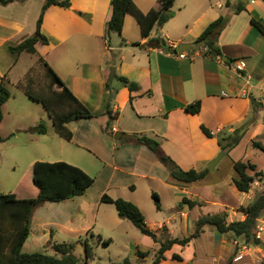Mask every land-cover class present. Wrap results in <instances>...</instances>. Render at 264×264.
<instances>
[{"label":"crops","instance_id":"1","mask_svg":"<svg viewBox=\"0 0 264 264\" xmlns=\"http://www.w3.org/2000/svg\"><path fill=\"white\" fill-rule=\"evenodd\" d=\"M240 1L245 9L238 12ZM111 3L112 0H71L70 7L51 5L45 13L42 31L49 43H37L38 54L58 72L74 95L98 114L97 118L68 124L73 132L69 142L77 148L70 149L64 160L89 174L94 168L99 171L84 195L64 202H47L36 210L30 235L42 233L44 243L50 245L80 243L83 236L88 238L92 224L77 222L82 214L92 215L111 228L110 233H99L100 242L111 239V244L117 236L124 241L129 258L152 264L160 243L143 234L130 220L121 218L114 204L102 202L103 194L136 203L149 227L161 230L165 226L170 237L183 238L193 233L196 221L204 214L224 213L229 222L244 220L246 214L240 207L264 191V179H257L249 192L239 191L233 182L234 163H255L245 150L250 146L258 149L253 146L254 141L264 145V36L258 30L254 32L251 24L252 17L264 23V2L176 0L171 19L163 26L155 25L148 37L142 36L140 25L131 14L125 16L121 33L107 32ZM135 3L147 13L158 8L160 0ZM43 4L44 0L0 4V82L6 77L9 87L15 84L21 89L18 84L39 62L38 55L27 52L14 57L8 46L34 34ZM221 16L226 18V24L217 44L223 54L208 55L194 41ZM158 37L164 38L169 47L175 44L177 49L180 44L191 43L193 48L187 51L199 50L201 54L180 58L161 52L167 48L151 44ZM238 60L246 62L244 70L235 68ZM14 71L20 73L16 83L11 78ZM118 76L137 82L140 89L131 91ZM11 94L3 111L13 99L12 90ZM198 100L201 110L196 114L189 112L187 105ZM107 109L116 114L111 120L105 113ZM45 116L52 121L47 109ZM203 125L213 132L212 137L203 132ZM30 127L19 130L27 132ZM240 128L244 130L240 142L226 153L218 135L226 136ZM30 135L32 141L43 136ZM142 136L156 139L164 154L185 170H204L222 152L224 156L213 170L208 168L204 178L185 183L175 179L147 145L135 141V137ZM115 170L124 171L127 178H115L109 172ZM153 193L160 197V208ZM184 199L199 203L191 206ZM36 219L41 230L34 228ZM258 225L264 227V212ZM138 251L149 255L141 259ZM239 251L244 256L236 260ZM175 254L180 259H175ZM159 264H264V230L260 244H247L243 237L223 234L215 226L206 225L190 243L174 244Z\"/></svg>","mask_w":264,"mask_h":264},{"label":"trees","instance_id":"2","mask_svg":"<svg viewBox=\"0 0 264 264\" xmlns=\"http://www.w3.org/2000/svg\"><path fill=\"white\" fill-rule=\"evenodd\" d=\"M14 1L25 0H0V4L7 5ZM175 2L176 0H160L158 8H153L145 13L139 9L135 0H112V13L107 22V32L115 31L121 33L125 16L131 14L137 19L142 36L148 37L155 25L163 26L171 19L173 16L171 9ZM51 5L67 8L71 6V0H44L34 34L18 44L9 45L8 51L14 57L23 52L38 55V59L44 66L47 74V88H32L33 83L30 72L27 73L25 80L20 82L18 86L31 99L43 103L52 118L56 132L67 141H70L73 138V132L68 127L69 123L94 119L98 117V114L80 101L50 63L38 54L36 44L39 42L43 44L49 43V38L42 31V24L45 13ZM244 9V3L240 1L238 12ZM225 24L226 18L223 16L212 21L201 35L195 39L194 45L200 48L206 47V54L208 55L221 56L223 52L221 47L218 46L217 41ZM251 24L264 36V23L252 17ZM138 44L134 43V45ZM151 44L155 47L163 46L168 50L172 49V47L167 45L164 38L160 37L153 38ZM229 59L231 61L235 60L233 58ZM118 78L131 91H138L140 89V85L129 78L125 76H118ZM11 95L7 79L3 77L0 82V121L4 118L3 107L11 98ZM186 108L189 112L196 114L201 110V101H195L187 105ZM105 113L109 115L110 120L116 116L109 109ZM110 120L106 126L107 129L111 125ZM202 130L207 136H213V132L208 127L203 125ZM243 131L240 128L226 136H221L219 144L222 150L230 151V149L235 147L240 142ZM27 132L45 135L48 132V126L44 121H40L30 127ZM6 139L0 135V141H5ZM134 139L138 143L147 145L158 156L161 162L169 168L171 175L178 181L185 183L198 181L209 172L208 168L204 170L194 168L185 170L181 168L171 157L164 154L160 143L156 139L147 136L135 137ZM253 146L264 151V145L258 141H254ZM234 169L236 175L233 178V182L238 190L242 192H249L253 183L258 178L264 176V170H258L257 165L251 161H236ZM26 177H29L33 185L38 189L36 196L21 198L13 192L0 193V264H79V258L73 253L74 243H55L53 245L56 250L55 254L42 251L28 253L24 252L23 247L31 234L33 216L37 208L42 207L47 202H64L68 199L84 195L94 184L95 177L81 167L65 160H37L30 165L21 181ZM153 197L157 207L160 208L159 195L153 193ZM101 200L105 203L114 204L121 218L130 220L143 234L151 236L157 243H160V248L157 250L152 264H159L165 259L166 252L174 244L186 245L194 238L199 237L206 225L215 226L223 234L232 233L236 237H243L247 244L261 243V239L256 237V229L258 218L264 212V191L259 193L251 203L240 207V210L246 214L244 220L229 222L227 215L224 213L204 214L196 221L193 233L183 238L170 237L165 226L161 230H154L149 227L141 208L130 200L122 197L113 198L107 193L102 195ZM184 201L191 206L199 203L198 201L188 199H184ZM110 242L111 239L105 240L106 244ZM83 244L85 251L83 264H89L95 258L94 247L89 243L88 239L83 241ZM137 254L139 258L145 259L149 255V252L138 251ZM173 257L180 259V256L177 254ZM102 264L143 263L140 260L133 261L131 258L126 257L121 261Z\"/></svg>","mask_w":264,"mask_h":264},{"label":"rangeland","instance_id":"3","mask_svg":"<svg viewBox=\"0 0 264 264\" xmlns=\"http://www.w3.org/2000/svg\"><path fill=\"white\" fill-rule=\"evenodd\" d=\"M260 1L264 2V0ZM253 30L254 32H258L255 28ZM262 38L264 40V37ZM34 59L36 58L34 57ZM42 66V63L39 61L35 68L30 72V77L32 78L33 83L32 88L45 89L48 86V80L46 78L47 74L45 68ZM19 77L20 73L17 71H14L11 75V78L15 83L18 81ZM10 87L13 92V99L4 109V118L0 121V135L7 138L5 141H0V193L13 192L21 198L34 197L37 195L38 189L33 185L30 178L26 177L21 181L22 177L26 175L28 164L35 160L58 161L68 159L67 154L69 150L76 149L77 147L56 132L52 121L45 116L46 108L43 103L31 99L15 84ZM43 116L45 120L42 119ZM40 121H44L48 124V133L38 137V139L32 141L31 133L19 130L28 128ZM222 135L223 134H219L218 136L221 137ZM225 152L228 153L229 150H226ZM245 152L250 158L255 160L258 169L264 170L263 150L252 149L250 146ZM88 156L96 161L92 155ZM226 161L227 158L222 164H225ZM89 171L92 173L91 175L95 177L94 175L98 173L99 169L94 168ZM109 172L114 173V176L117 179L122 177H124V179L125 177L127 178L122 170ZM260 179H264V176L258 178V180ZM113 192L117 193L116 191ZM94 209L95 212L93 215L97 212V207ZM45 211L48 210L45 209ZM81 216L82 218L77 222L79 225L92 224L90 226L91 232L87 235V239L94 247L95 258L92 259L89 264L111 263L121 261L129 256V254H127L128 251L124 249V241L117 236H115L116 240L111 244L100 242L99 233H110L111 228L104 225L101 220H95V216L92 217L91 215L83 217L84 214ZM37 222L36 219L34 228L35 230H41V228L37 226ZM175 232L178 234L182 233L181 230H175ZM92 234H94V236H92ZM85 238L86 236H83L80 243H74L73 253L79 258V264H83L85 255L83 241L86 240ZM44 239L45 235L42 233L30 235L23 247L24 252L42 251L49 254H55L56 250L54 246L45 244ZM131 255L133 256V254ZM148 263L149 262H146V264Z\"/></svg>","mask_w":264,"mask_h":264},{"label":"built area","instance_id":"4","mask_svg":"<svg viewBox=\"0 0 264 264\" xmlns=\"http://www.w3.org/2000/svg\"><path fill=\"white\" fill-rule=\"evenodd\" d=\"M171 46H172V49H170V50L162 49L161 52H166V53H169V54H172V55H175V56L177 55L180 58H188V57L189 58H195L197 55L201 54L199 50L193 51L192 53H190L189 51L178 52L175 44H174V46L173 45H171ZM201 50L203 52H207V48L206 47L201 48ZM245 67H246V62L244 60H238V61L235 62V68L237 70H244ZM223 94L227 95L225 92H223ZM263 230H264L263 226H259V225L257 226V229H256V237L257 238L261 239V234H262ZM243 256H244V254L241 251H239L236 254V256H235V259L236 260H240V259L243 258Z\"/></svg>","mask_w":264,"mask_h":264},{"label":"water","instance_id":"5","mask_svg":"<svg viewBox=\"0 0 264 264\" xmlns=\"http://www.w3.org/2000/svg\"><path fill=\"white\" fill-rule=\"evenodd\" d=\"M193 48V45L191 43H186V44H180L178 46V52H183V51H187ZM114 73H115V67L112 68V74L111 77H114ZM111 93V92H110ZM224 156V152H222L217 158H215L209 165L208 168L213 170L215 168V166L217 165V163L220 161V159Z\"/></svg>","mask_w":264,"mask_h":264}]
</instances>
